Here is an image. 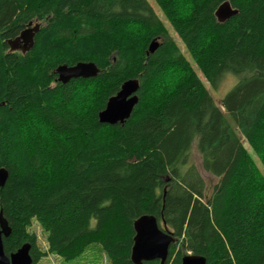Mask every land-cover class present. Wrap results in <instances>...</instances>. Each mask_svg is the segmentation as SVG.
I'll return each mask as SVG.
<instances>
[{
	"label": "trees",
	"instance_id": "16d2710c",
	"mask_svg": "<svg viewBox=\"0 0 264 264\" xmlns=\"http://www.w3.org/2000/svg\"><path fill=\"white\" fill-rule=\"evenodd\" d=\"M224 1L239 12L219 22ZM154 2L178 40L149 0H0V44L44 22L26 54L0 51L6 254L29 242L33 264L48 252L70 261L97 243L109 264H134V222L150 214L175 237L165 264L187 253L207 264H264V172L247 148L264 167V0H185V17L178 0ZM153 39L159 47L148 54ZM79 61H93L98 75L56 79L59 65ZM197 70L215 90L228 73L236 81L218 102ZM131 78L140 89L130 117L101 122Z\"/></svg>",
	"mask_w": 264,
	"mask_h": 264
},
{
	"label": "water",
	"instance_id": "95a60500",
	"mask_svg": "<svg viewBox=\"0 0 264 264\" xmlns=\"http://www.w3.org/2000/svg\"><path fill=\"white\" fill-rule=\"evenodd\" d=\"M238 9L234 8L230 1H224L216 10V17L219 22H224L231 16L237 14ZM40 30V23L32 28L21 31L14 39H9L8 44L11 50H22L26 52L33 48L35 37ZM23 43V45H22ZM159 47V40L153 39L148 46V54L154 53ZM100 69L93 61H79L73 65L61 64L56 68L59 80L62 83L76 78H90L98 75ZM140 81L138 79L125 80L116 94L111 96L103 110L99 112V120L103 123H123L130 117L135 106L139 102L138 91ZM9 176L5 167L0 168V186H4ZM135 236L131 251V260L134 264H143L144 261L158 259L165 264L170 245L174 242V234L169 230L160 228L155 216L144 214L134 222ZM12 228L0 211V264H33L31 255L32 245L24 243L16 252L10 255L4 250L3 239L11 234ZM181 264H207L206 257L198 254L187 253L182 257Z\"/></svg>",
	"mask_w": 264,
	"mask_h": 264
},
{
	"label": "rangeland",
	"instance_id": "374dc122",
	"mask_svg": "<svg viewBox=\"0 0 264 264\" xmlns=\"http://www.w3.org/2000/svg\"><path fill=\"white\" fill-rule=\"evenodd\" d=\"M149 1L153 4L157 14L163 20V22H164L166 28L168 29L169 33L174 38H176L178 40L176 33L173 31L171 25L169 24V22L165 18L162 11L158 8V6L154 2V0H149ZM179 45H180L182 51L185 53V55L190 59V56L187 54V52H186L185 48L182 46V44L179 43ZM192 64H194L193 61H192ZM198 73H199L200 77L202 78V80L204 81L206 87L212 93L214 99L218 102L233 87V85L236 81V77L233 74L228 73V75H226L225 79L222 81L220 86L215 90L210 86L209 82L206 81L204 76L199 71H198ZM84 91L85 90H83L81 93H78V96L76 97L75 102H77L78 100H80L82 98L83 94L86 92V91L85 92ZM86 96H87V94H86ZM88 98H90V95ZM247 148H248L249 152L251 153V155L254 157V159L257 162V164L259 165V167L264 172V167L261 164V161H260V158L258 157V155L252 150V148H250L248 146H247ZM192 156H193V160L196 163V166L199 168L202 176L211 185V183L214 182L216 178L213 177L212 175H210L207 171H205L201 167V157H200L199 153H197L194 148L192 150ZM92 224L93 225L95 224V220H93ZM30 230L37 234L39 248L42 251L47 253L48 252L47 232L43 229V227L40 225V223L35 219L32 221V225L30 227ZM37 264H109V260H108V257L106 256L104 250L102 249L101 245L97 244V243H93L86 249L84 254L81 255L77 259L67 261V260H64L62 257L56 255V254L48 252L45 256H43L40 259V261Z\"/></svg>",
	"mask_w": 264,
	"mask_h": 264
},
{
	"label": "flooded vegetation",
	"instance_id": "af4514ba",
	"mask_svg": "<svg viewBox=\"0 0 264 264\" xmlns=\"http://www.w3.org/2000/svg\"><path fill=\"white\" fill-rule=\"evenodd\" d=\"M36 23H40V30H41V27L42 26H44V22H42L41 20H38L37 18H35L34 20H31V21H29L23 28H22V30H24V29H26V28H32V27H34L35 25H36ZM21 30V31H22ZM39 30V31H40ZM21 31L16 35V36H14V37H10V36H7V37H5L4 39H2V42H1V44H0V51H1V53L2 54H5V55H7V54H26L27 52H29L30 50H27L26 52H22V50H19V49H17V50H11L10 49V46H9V44H8V40L9 39H14V38H16L18 35H20V33H21ZM39 31L37 32V34L39 33ZM36 34V35H37ZM36 38V37H35ZM22 45H23V43H22ZM55 72H56V70H55ZM57 78H58V75H57ZM56 78V79H57Z\"/></svg>",
	"mask_w": 264,
	"mask_h": 264
},
{
	"label": "clouds",
	"instance_id": "9594fccd",
	"mask_svg": "<svg viewBox=\"0 0 264 264\" xmlns=\"http://www.w3.org/2000/svg\"><path fill=\"white\" fill-rule=\"evenodd\" d=\"M191 10V4L186 3L185 0H178L177 3V14L180 17H185Z\"/></svg>",
	"mask_w": 264,
	"mask_h": 264
},
{
	"label": "bare ground",
	"instance_id": "6f19581e",
	"mask_svg": "<svg viewBox=\"0 0 264 264\" xmlns=\"http://www.w3.org/2000/svg\"><path fill=\"white\" fill-rule=\"evenodd\" d=\"M97 65V64H96ZM57 73V72H56ZM58 75V74H57ZM57 80H59V75H58V78H57ZM60 81V80H59ZM69 82V81H68Z\"/></svg>",
	"mask_w": 264,
	"mask_h": 264
}]
</instances>
